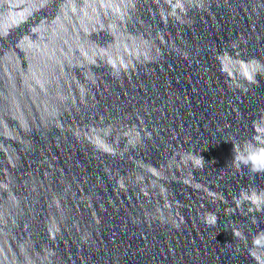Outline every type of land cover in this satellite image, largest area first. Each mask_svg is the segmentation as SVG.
Here are the masks:
<instances>
[{
    "label": "water",
    "instance_id": "obj_1",
    "mask_svg": "<svg viewBox=\"0 0 264 264\" xmlns=\"http://www.w3.org/2000/svg\"><path fill=\"white\" fill-rule=\"evenodd\" d=\"M246 145L264 0H0V264H264Z\"/></svg>",
    "mask_w": 264,
    "mask_h": 264
},
{
    "label": "clouds",
    "instance_id": "obj_2",
    "mask_svg": "<svg viewBox=\"0 0 264 264\" xmlns=\"http://www.w3.org/2000/svg\"><path fill=\"white\" fill-rule=\"evenodd\" d=\"M233 159L239 164L250 165L252 171H264V152L257 151L252 145H246L243 149L237 150L233 147ZM203 159V158H202ZM208 223H215L213 218Z\"/></svg>",
    "mask_w": 264,
    "mask_h": 264
}]
</instances>
